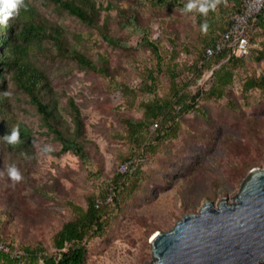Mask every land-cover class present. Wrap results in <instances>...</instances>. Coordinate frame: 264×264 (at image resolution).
<instances>
[{
	"label": "rangeland",
	"instance_id": "rangeland-1",
	"mask_svg": "<svg viewBox=\"0 0 264 264\" xmlns=\"http://www.w3.org/2000/svg\"><path fill=\"white\" fill-rule=\"evenodd\" d=\"M95 1L99 24L107 26L114 42L53 4L31 0L45 19L63 27L69 41L97 65L89 68L69 58L52 57L53 47L45 40L33 51L36 64L51 80L61 126L70 135L74 123L69 98L80 109L83 123L78 139L85 158L62 149L27 95L5 72L8 115L0 116V122L6 121L2 127H28L34 158L25 163L0 143V239L5 247L9 245L12 257L26 256L21 260L24 264H44L43 258L55 253L54 233L73 217L68 203L85 206L87 196L99 195L117 171L123 172V181L133 189L130 193L123 190V196L115 200H105L109 202L105 231L86 241L82 264L151 260L149 239L156 230L171 228L181 215L196 212L206 198L216 202L226 196L230 201L246 174L264 165V90L245 91L241 86L246 77L264 72V62L250 58L236 67L226 96L208 101L198 96L195 101L203 110L180 114L177 136L160 142L155 152H133L127 134L124 119L142 117L141 100L149 97L143 94L142 83L148 81L147 68L156 62L150 50L139 44L142 34L128 19L135 15L139 27L157 38L166 59L174 42L175 61L180 64L177 70L188 79L187 66L202 40L213 36V27L225 17L222 8L216 5L208 13L216 23L205 31L193 12L177 7L159 6L151 0ZM258 47H264V31L255 36L250 49ZM210 73L206 70L193 80L188 90L196 85L206 87ZM156 75L157 92L168 91V67ZM12 163L22 174L18 181L8 174ZM25 249H37L33 263Z\"/></svg>",
	"mask_w": 264,
	"mask_h": 264
},
{
	"label": "trees",
	"instance_id": "trees-1",
	"mask_svg": "<svg viewBox=\"0 0 264 264\" xmlns=\"http://www.w3.org/2000/svg\"><path fill=\"white\" fill-rule=\"evenodd\" d=\"M44 1L90 26H95L106 40L115 41V37L109 33L107 26L104 23L99 24V8L96 7L95 0ZM151 1L159 6H172L180 10L184 8L187 2V0ZM238 2L239 0L215 1L216 5L225 12V17L216 27H213V30H216L215 33L213 31V36L202 40L201 47L197 49L194 58L187 66V71L191 75L188 79H184L181 71L177 70L180 64L175 61L177 56L175 43H172L166 59L158 45L157 38H152L148 29L139 27L135 15L128 19V24L136 32L142 34L139 44L145 45L156 59L154 67L147 68L148 81L144 80L142 83L143 94L149 95L145 100L142 98L140 103L142 117H126L124 119L127 134L134 148L133 152L137 150L141 153L155 152L160 142L176 137L179 129V115L191 110L197 112L203 110L198 101H195L198 96L205 101L226 96L229 86L235 79L236 67L243 66L247 62V58L264 62V47L250 49L255 36L264 31V9L257 14L256 21L250 27V48L247 54L237 55L221 51L209 56L205 55L206 48L212 46L217 36L227 28L229 11L234 9ZM24 5L26 6L20 7L14 16L8 18L6 25L0 24V116L6 117L8 115V107L5 105L8 98L5 89V72H9L11 82L27 95L29 102L40 114L48 130L60 142L62 149L70 150L81 158H85L84 146L78 139L83 123L80 109L74 100L69 98L68 104L74 123L73 132L70 135L61 126L58 98L51 80L43 69L36 64V55L33 51L39 48L42 41L45 40L49 41L53 47L52 55H50L52 57L69 58L89 68H95L97 65L69 41L63 27L45 19L31 0H24ZM213 9H209L206 15L197 10L190 12L195 14L199 24H203L207 20L208 27H210L216 23L213 19L210 20L208 15V13L213 12ZM167 61H170L168 66L165 65ZM99 67L102 71L105 70L103 64H100ZM155 67L156 70H154ZM164 67H168L170 86L168 91L159 94L156 90V73L161 72ZM206 70H211L207 86L196 85L193 91L188 90L187 87L190 86L191 82L204 76ZM241 86L245 91L264 90V72L246 77ZM5 123V119L3 123L0 122V132H3L0 143L11 152L12 156L21 158L25 163L30 157L34 158L28 127L18 124L21 139L17 143H9L4 135L9 133L13 126L5 125L2 127ZM123 177V172L117 171L112 178V183L99 195L87 196L85 206L73 202L68 203L73 212V217L64 221L54 233L52 242L55 253L51 256H45L43 258L44 264H82L84 262L86 241L101 235L105 231L109 205V202H105L106 198L110 195L112 200H115L116 197L123 196V190L126 189L130 193L133 189V187L128 189ZM0 242L3 241L0 239ZM5 245L9 246L6 243ZM25 250L31 255L33 263L36 260L34 252L36 253L37 249ZM25 257V255L12 257L8 250L0 249V264H24L21 260Z\"/></svg>",
	"mask_w": 264,
	"mask_h": 264
},
{
	"label": "water",
	"instance_id": "water-1",
	"mask_svg": "<svg viewBox=\"0 0 264 264\" xmlns=\"http://www.w3.org/2000/svg\"><path fill=\"white\" fill-rule=\"evenodd\" d=\"M206 198L149 239L143 264H264V165L251 169L236 194Z\"/></svg>",
	"mask_w": 264,
	"mask_h": 264
},
{
	"label": "built area",
	"instance_id": "built-area-1",
	"mask_svg": "<svg viewBox=\"0 0 264 264\" xmlns=\"http://www.w3.org/2000/svg\"><path fill=\"white\" fill-rule=\"evenodd\" d=\"M263 9L264 0H239L238 5L229 11L227 28L217 36L212 46L206 48L205 55L221 51L237 55L247 54L250 48V27ZM106 200H111V196ZM0 249L7 250V247L0 242Z\"/></svg>",
	"mask_w": 264,
	"mask_h": 264
},
{
	"label": "clouds",
	"instance_id": "clouds-1",
	"mask_svg": "<svg viewBox=\"0 0 264 264\" xmlns=\"http://www.w3.org/2000/svg\"><path fill=\"white\" fill-rule=\"evenodd\" d=\"M24 0H0V24L6 25L8 23V18L14 16L20 7H25ZM216 6L215 0H187L182 11L190 12L192 10H197L200 13L207 14L208 10ZM202 30H207L208 23L207 20L201 25ZM4 138L9 143H17L20 141V131L19 126L15 125L11 131L4 135ZM48 150V147L44 149ZM8 174L14 181H18L22 178V174L19 168L14 164L8 165Z\"/></svg>",
	"mask_w": 264,
	"mask_h": 264
}]
</instances>
